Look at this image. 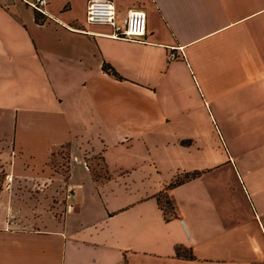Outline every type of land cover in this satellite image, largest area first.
Returning <instances> with one entry per match:
<instances>
[{
  "label": "crops",
  "instance_id": "obj_1",
  "mask_svg": "<svg viewBox=\"0 0 264 264\" xmlns=\"http://www.w3.org/2000/svg\"><path fill=\"white\" fill-rule=\"evenodd\" d=\"M46 1L0 0V264H264V0Z\"/></svg>",
  "mask_w": 264,
  "mask_h": 264
},
{
  "label": "built area",
  "instance_id": "obj_2",
  "mask_svg": "<svg viewBox=\"0 0 264 264\" xmlns=\"http://www.w3.org/2000/svg\"><path fill=\"white\" fill-rule=\"evenodd\" d=\"M31 6L37 13L48 16L46 0H21ZM86 19L93 23L110 24L113 27L112 36L129 40H141L146 32L147 16L144 10L130 8L127 10L122 21L116 20V10L112 0H90L86 8ZM177 53L170 51L168 59L177 57ZM8 180L11 176L6 174ZM74 196V189L69 186L67 197Z\"/></svg>",
  "mask_w": 264,
  "mask_h": 264
},
{
  "label": "trees",
  "instance_id": "obj_3",
  "mask_svg": "<svg viewBox=\"0 0 264 264\" xmlns=\"http://www.w3.org/2000/svg\"><path fill=\"white\" fill-rule=\"evenodd\" d=\"M103 66H104V69H105V70H107V71H109V72H112V73L116 74V71H115V70L112 68V66H110L109 64H104ZM195 174H196L195 172L185 173V175H184L183 177H177V178H176L172 183H170V184H176V183H179V182L183 181L184 179H188V178L193 177ZM162 194H163V193L159 194V196H158V200H159V202H160V205H161L162 209L164 210V214H165L166 216H171V215L174 214V210L168 213V212L163 208L162 203H161V195H162ZM164 195L166 196V194H164ZM165 201H166V202H169L170 199L166 196ZM171 203H172V202H171ZM172 207H173V206H172ZM173 209H174V207H173Z\"/></svg>",
  "mask_w": 264,
  "mask_h": 264
},
{
  "label": "rangeland",
  "instance_id": "obj_4",
  "mask_svg": "<svg viewBox=\"0 0 264 264\" xmlns=\"http://www.w3.org/2000/svg\"><path fill=\"white\" fill-rule=\"evenodd\" d=\"M166 196L164 195V193L161 195V203L163 208L169 213L171 211H173V204L171 203V201L166 202L165 201Z\"/></svg>",
  "mask_w": 264,
  "mask_h": 264
}]
</instances>
